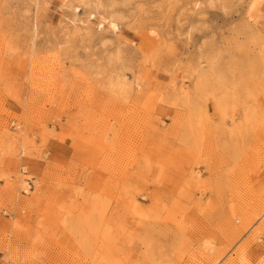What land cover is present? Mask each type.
I'll return each mask as SVG.
<instances>
[{"label": "rangeland", "instance_id": "obj_1", "mask_svg": "<svg viewBox=\"0 0 264 264\" xmlns=\"http://www.w3.org/2000/svg\"><path fill=\"white\" fill-rule=\"evenodd\" d=\"M0 253L264 264V0H0Z\"/></svg>", "mask_w": 264, "mask_h": 264}, {"label": "built area", "instance_id": "obj_2", "mask_svg": "<svg viewBox=\"0 0 264 264\" xmlns=\"http://www.w3.org/2000/svg\"><path fill=\"white\" fill-rule=\"evenodd\" d=\"M11 126L13 129H17L20 124L18 121L13 120L11 121ZM21 155H23V152H21ZM26 165L25 164H21V169L20 172L21 174H23L25 177L22 178V188H21V192L22 194H27L28 192H30L31 190H33L34 185H35V178L33 176H29L27 170L25 169ZM0 264H11L9 259H5L4 255L2 253H0Z\"/></svg>", "mask_w": 264, "mask_h": 264}]
</instances>
